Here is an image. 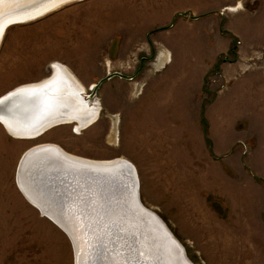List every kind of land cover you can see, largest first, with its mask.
Wrapping results in <instances>:
<instances>
[{
  "label": "rangeland",
  "instance_id": "374dc122",
  "mask_svg": "<svg viewBox=\"0 0 264 264\" xmlns=\"http://www.w3.org/2000/svg\"><path fill=\"white\" fill-rule=\"evenodd\" d=\"M56 63L100 113L37 140L0 123V264H76L71 238L16 184L22 155L43 144L131 163L141 203L190 263L264 264V0L72 2L6 30L0 98L48 80ZM114 73L131 80L114 77L89 100Z\"/></svg>",
  "mask_w": 264,
  "mask_h": 264
},
{
  "label": "bare ground",
  "instance_id": "6f19581e",
  "mask_svg": "<svg viewBox=\"0 0 264 264\" xmlns=\"http://www.w3.org/2000/svg\"><path fill=\"white\" fill-rule=\"evenodd\" d=\"M76 1L81 0H0V43L11 26L41 19ZM52 69L48 80L21 86L0 98V122L12 137L32 140L51 127L67 124H75L76 132H81L97 120L99 103L85 101L81 96L84 86L74 74L61 64H53ZM49 147L50 151H43L29 163L23 162L19 191L69 233L76 264H94L97 256L92 252L99 249L96 245L102 240L103 264H192L175 237L165 230L171 239L167 237L139 203V178L131 163L123 158L88 160L54 144L38 145L37 149ZM48 172L51 178H58L50 181L56 186L52 191L58 194L52 192L49 197L41 191L38 197L36 185ZM63 179L71 191L58 186ZM117 182L120 184L115 188ZM64 191L72 197L67 202L60 194ZM45 198L49 204H42ZM60 201L65 205H57Z\"/></svg>",
  "mask_w": 264,
  "mask_h": 264
},
{
  "label": "water",
  "instance_id": "95a60500",
  "mask_svg": "<svg viewBox=\"0 0 264 264\" xmlns=\"http://www.w3.org/2000/svg\"><path fill=\"white\" fill-rule=\"evenodd\" d=\"M198 19V18H197ZM195 20V19H194ZM114 77H119V78H121V79H128V80H131V78L130 77H127V76H124L123 74H121V73H114V74H110V75H108L106 78H104V79H102V80H100L97 84H95L94 86H93V88H92V93L88 96L89 97V100H93V98H95V96L97 95V91H98V89H99V87L101 86V84L102 83H104V82H106V81H109V80H111L112 78H114ZM81 96L82 97H84V98H86V94H84V93H82L81 94ZM1 123V122H0ZM1 124H3V123H1ZM52 128V127H51ZM51 128H49V129H51ZM48 129V130H49ZM48 130H45V131H43L42 133H40L38 136H36V138H33L32 140H37L38 138H40L45 132H47ZM37 146L38 145H36V146H33V147H31L30 149H28L23 155H22V157H21V159H20V161H19V164H18V167H17V171H16V184H17V187H18V189L20 190V187H19V183H18V177H19V174H20V169L23 167V165H24V161H28V163L33 159V158H36L38 155H40V153H43V151L44 152H47V151H50L49 149H50V147L49 148H43L42 150H39V149H37ZM53 149H55V148H53ZM26 159V160H25ZM29 159V160H28ZM24 162V163H23ZM28 165V164H27ZM103 169V168H102ZM90 177H94V176H92V175H90ZM54 180L55 182L56 181H58V178H56V179H54V178H51L50 176H49V172L47 173V176L45 177V179H44V177H43V179H42V181H40V182H38L37 183V185H36V193H37V195H38V197L41 195L40 193H41V191H45L46 192V194L48 193L49 194V197L51 196V194L50 193H52V192H54V193H57L58 194V191H52V190H55V188L54 187H56L55 185L53 186V184H51L50 183V181L51 180ZM92 180L93 179H91V180H85V182H92ZM67 180L65 179H63L62 180V182L60 183V184H58V186H64V187H66L67 188V190L68 191H71L72 189L70 188V186L69 185H66L65 186V183H67L66 182ZM48 182V183H47ZM68 183H70V182H68ZM118 184H120V182H117V184H114V186H115V188H117L118 187ZM77 189V188H76ZM65 195H64V194ZM63 193H60V194H62L63 195V197L65 196V199H64V202H67V199L69 198H72L70 195H68L67 194V192H63ZM71 193H74L73 191L71 192ZM22 194V193H21ZM58 195V197H60L61 195ZM23 195V194H22ZM138 195V201H139V203L141 204V202H140V200H139V198H140V196H139V193L137 194ZM24 196V195H23ZM92 197V196H91ZM24 198H26L25 196H24ZM74 198V197H73ZM27 200V202L29 203V204H31L34 208H36L39 212H40V214L43 216V217H46V218H48V216L46 215V214H44L43 213V211L40 209V207H38V206H36V205H34L31 201H29L28 199H26ZM42 202V204H47L48 203V200L45 198L43 201H41ZM64 202H58V204L57 205H60V207H61V205L63 206V205H65V203ZM49 204V203H48ZM143 206V205H142ZM144 207V206H143ZM145 208V207H144ZM146 209V208H145ZM147 211H148V216H150L153 220H154V222L155 223H157V225H158V227H159V229L163 232V233H166L165 232V230H167V232H169V234H171L172 235V233L169 231V229L167 228V226H166V224L155 214V213H153V212H151V211H149L148 209H146ZM61 211V210H60ZM60 217H62V220L65 222V220H66V218H65V216H62V215H59ZM51 222H53L55 225H57L61 230H63L64 232H66L67 233V235L69 236V233L65 230V229H63L60 225H58V223H56L54 220H52L51 218H48ZM67 221V220H66ZM120 235H121V233H119ZM166 236L167 237H169L168 235H167V233H166ZM173 236V235H172ZM70 237V236H69ZM119 237H123V238H125L124 236H119ZM71 238V237H70ZM170 238V237H169ZM168 238V239H169ZM131 239V238H130ZM171 239V238H170ZM132 243H133V241H134V235H132ZM137 240V239H136ZM176 241H177V239H175ZM171 243V242H170ZM137 244V243H136ZM99 249H96L95 251L93 250V252H92V254L95 256H97V258L94 260V264H103L104 262L102 261L103 259H102V254H101V252H102V249H103V240L101 241V242H98V244L96 245ZM99 251V252H98ZM76 252V251H75ZM183 252H184V255L186 256V252H185V250H183ZM75 256H76V254H75ZM189 261V260H188Z\"/></svg>",
  "mask_w": 264,
  "mask_h": 264
},
{
  "label": "crops",
  "instance_id": "0c3cea01",
  "mask_svg": "<svg viewBox=\"0 0 264 264\" xmlns=\"http://www.w3.org/2000/svg\"><path fill=\"white\" fill-rule=\"evenodd\" d=\"M56 64H59V63H56ZM62 65V64H61ZM62 66H64V65H62ZM65 67V66H64ZM67 68V67H66Z\"/></svg>",
  "mask_w": 264,
  "mask_h": 264
}]
</instances>
